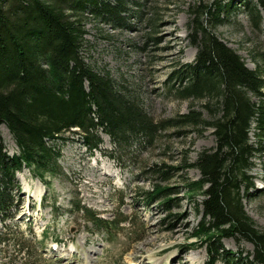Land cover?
Listing matches in <instances>:
<instances>
[{
    "label": "trees",
    "instance_id": "obj_1",
    "mask_svg": "<svg viewBox=\"0 0 264 264\" xmlns=\"http://www.w3.org/2000/svg\"><path fill=\"white\" fill-rule=\"evenodd\" d=\"M234 1L195 0L189 27L198 48L196 57L174 69L169 79L170 92L178 98L204 100L209 114L191 108L177 117L156 120L126 82L109 69L95 68L81 52L85 21L128 27L133 16L144 15L141 7H134L143 4L140 0H0V125L6 123L18 145V151L10 154L0 129V221L7 222L18 206V171L27 166L42 180L61 171L66 131L73 130L93 153L102 148V132L110 135L116 148H123L135 138L153 140L172 126H210L215 146L201 150L194 161L185 157L180 167H153L157 181L140 194L146 204L162 198L165 209H171L173 187L162 181L172 177V168L197 167L201 176L190 179L187 188L189 196L203 194L197 205L198 210L202 205L203 216L194 234L207 244L208 264L219 258L229 264H264V230L243 201L255 185L249 175L254 158L262 156L264 69L261 63L250 67L212 30L228 20ZM240 2L259 26L264 0ZM252 132L260 143L251 138ZM73 203L71 212L81 213L107 234L121 229L127 219L123 213L104 217L81 199ZM237 234L253 242L254 252L242 255L223 246L224 236Z\"/></svg>",
    "mask_w": 264,
    "mask_h": 264
},
{
    "label": "rangeland",
    "instance_id": "obj_2",
    "mask_svg": "<svg viewBox=\"0 0 264 264\" xmlns=\"http://www.w3.org/2000/svg\"><path fill=\"white\" fill-rule=\"evenodd\" d=\"M140 2L134 7H141L144 15L133 16L128 27L85 21L81 51L85 60L126 82L156 120L177 117L191 108L208 115L204 100L178 98L169 91L171 72L196 57L198 48L189 27L195 0ZM234 3L228 20L212 30L250 67L261 63L264 69V19L255 25L240 0ZM175 83L180 81L175 79ZM0 129L7 151H18L6 123ZM213 130L210 126H172L153 140L135 138L123 148H116L110 135L102 132V148L93 153L73 130L66 131L61 171L46 174L45 180L27 166L18 172V206L7 222L0 221V264H208L207 244L194 234L203 216L201 204L197 209L203 194L189 196L187 188L190 179L201 176L200 170L172 168V177L162 181L173 187L171 209H165L162 198L146 204L140 191L151 189L157 181L153 167H180L185 157L194 161L201 150L215 146ZM251 138L257 141L253 132ZM261 144L262 156L254 158L249 172L255 185L243 201L257 227L264 230V140ZM78 199L105 217L123 213L127 219L113 233L98 231L81 213L70 211ZM222 243L242 255L254 252L253 242L239 234L224 236ZM215 264L229 263L219 258Z\"/></svg>",
    "mask_w": 264,
    "mask_h": 264
},
{
    "label": "bare ground",
    "instance_id": "obj_3",
    "mask_svg": "<svg viewBox=\"0 0 264 264\" xmlns=\"http://www.w3.org/2000/svg\"><path fill=\"white\" fill-rule=\"evenodd\" d=\"M38 192H39V191H38ZM38 192H37V193H38ZM35 193H36V192H35ZM39 195H40V194H38V196H39Z\"/></svg>",
    "mask_w": 264,
    "mask_h": 264
}]
</instances>
